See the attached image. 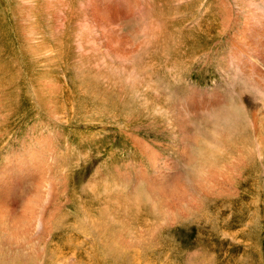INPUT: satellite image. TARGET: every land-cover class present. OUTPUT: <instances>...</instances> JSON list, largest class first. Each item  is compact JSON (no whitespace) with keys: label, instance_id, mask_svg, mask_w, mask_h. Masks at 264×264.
<instances>
[{"label":"bare ground","instance_id":"bare-ground-1","mask_svg":"<svg viewBox=\"0 0 264 264\" xmlns=\"http://www.w3.org/2000/svg\"><path fill=\"white\" fill-rule=\"evenodd\" d=\"M145 1L0 0V54L23 45L41 57L25 78H0V109L16 98L0 111V264L264 257V0H174L166 35L186 38L169 45L185 57L183 102L165 111L160 100L74 111L65 76L51 75L62 45L48 37L89 33L98 14ZM113 30L111 44L134 55Z\"/></svg>","mask_w":264,"mask_h":264},{"label":"rangeland","instance_id":"rangeland-1","mask_svg":"<svg viewBox=\"0 0 264 264\" xmlns=\"http://www.w3.org/2000/svg\"><path fill=\"white\" fill-rule=\"evenodd\" d=\"M82 1L71 0L76 7ZM144 3L138 9L126 5L110 15L98 14L94 20L95 29L89 33L82 31L77 34L63 29L62 34L48 37V45L53 42L62 45L56 59L58 71L51 72V75L60 79L65 76V82L76 95L74 111H154L153 107H143V102L147 100L155 103L160 100V109L165 111L171 104L183 99L174 81L175 74L180 70L177 63L185 61V57L174 55L169 45L185 47L186 38L166 35L167 19L175 13L177 5L174 0H149ZM83 18L79 22H84ZM121 26H124L123 29ZM113 27V34L116 32L121 36L125 32L130 37V45L138 49L134 55L126 57L122 50H117L121 49L117 47L119 45L111 44L109 37ZM39 59V54L35 55L23 45H18L9 59L0 54V78L7 77L3 75L10 70L9 77L25 78L27 70L24 71V67L30 68ZM10 100H5L7 106L0 111H5L6 107L16 102L15 97ZM163 147L160 150H164L166 155L174 154L170 147L167 150ZM259 191L264 195L262 179ZM253 262L264 264V257L261 260L255 257ZM188 263L201 264L196 258H191Z\"/></svg>","mask_w":264,"mask_h":264}]
</instances>
